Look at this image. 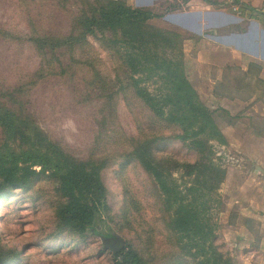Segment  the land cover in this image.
Returning a JSON list of instances; mask_svg holds the SVG:
<instances>
[{
    "label": "rangeland",
    "instance_id": "obj_1",
    "mask_svg": "<svg viewBox=\"0 0 264 264\" xmlns=\"http://www.w3.org/2000/svg\"><path fill=\"white\" fill-rule=\"evenodd\" d=\"M108 1L0 0V34L5 35H0V103L6 101L2 96L14 98L19 107L15 110L33 125L34 134L55 146L48 148L45 142L36 145L35 141L29 145L11 141L5 144L0 127V247L15 251L16 261L10 264H114L117 256L129 249L146 264H198L180 254L175 237L165 227L167 214L156 182L133 160L131 152L136 142L152 141L155 157L178 162L176 168L165 167L174 168L170 169L171 176L182 191L194 181V175L182 172V164H194L199 155L182 143L172 128L148 139L140 136V130L150 126L149 112L139 99L120 90L128 84L129 73L120 70L117 48L108 42L119 39L121 34L97 33L86 37L87 45L82 48L74 44L46 50V46L28 40L34 32L61 38L75 22L77 13L92 14L97 7H106ZM116 1L133 8L139 5L138 0ZM161 10L159 7L155 13L162 17ZM167 17L163 18L166 26L160 25L161 29L173 28L172 18ZM160 21L153 18L149 24L160 28ZM231 75L234 80L240 79L236 71ZM141 79L139 88H145L152 96L164 90L156 77L147 79L143 74ZM98 80L106 83L105 90H97ZM232 93L234 90L228 92ZM110 94L113 95L108 98ZM236 94L246 95L240 90ZM204 96L200 95L205 101ZM212 110H218L217 114L227 120L218 108ZM33 146L48 150L53 162H86L98 169L106 209L94 217L84 232L79 231L76 221L72 227L59 225L57 208L65 203L60 191L62 170L57 172L52 167L46 172L19 156L27 148L33 151ZM213 146L212 159L223 171L239 161L216 142ZM221 185L211 196V200H219V204H212L210 212L216 224L214 246L230 264H236L219 237L224 197ZM117 238L124 241L119 253L103 247L102 240Z\"/></svg>",
    "mask_w": 264,
    "mask_h": 264
},
{
    "label": "trees",
    "instance_id": "obj_2",
    "mask_svg": "<svg viewBox=\"0 0 264 264\" xmlns=\"http://www.w3.org/2000/svg\"><path fill=\"white\" fill-rule=\"evenodd\" d=\"M17 1L24 3V0ZM155 17L160 16L150 10L133 8L126 3L109 0L106 7H97L92 14L82 13L78 16L77 13L75 22L70 24L68 32L61 38L34 32V36L28 40L34 45L42 44L46 46V50H51L69 48L74 44L82 48L87 45L85 38L97 33L104 35L111 31L121 34L119 39H109L108 42L115 44L117 48L115 52L121 65L120 70L129 73L128 84L125 83L120 90L123 94L129 93L139 99L142 107L149 112L150 126L148 129L142 128L140 136L148 139L147 137H154L165 128H172L179 133L176 137L199 155V160L194 164H182L184 174L194 175V181L187 185L185 191L180 190L178 182L170 172V169L179 165L178 162L155 157L152 141L136 142L131 152L133 160L138 161L155 180L161 193V206L167 214L165 227L175 237L174 242L180 254L183 257H191L198 261V264H230L229 260L216 251V224L210 217L212 204H219V200H211V196L225 177V171L217 167L212 159L213 142L224 144V138L216 123V117L221 116L200 101L187 79L182 51L184 36L173 30L151 26L149 22ZM143 74L147 79L156 77L161 80L164 90L160 88L158 95L152 96L145 88H139ZM105 84L98 80L97 90H105ZM113 94L107 95L108 98ZM1 99H6L5 103H0V127L5 144L11 141L29 145L35 141L36 145L45 142L48 148L55 149L46 138L34 134L36 129L33 125L22 117L21 112L15 110V107H19L14 98L5 95ZM33 149L32 151L27 148L19 156L25 157L27 162L41 167L46 172L52 167L57 172L62 170V174H59L60 191L65 197V203L57 208L59 225L62 228L72 227V223L76 221L79 231L84 232L86 227L92 225L94 217L106 209L98 169L86 162H53L48 150L42 151L40 146ZM2 165L3 163L0 164V174L3 172ZM166 165L175 166L166 168ZM15 261V251L1 246L0 264ZM114 264L146 263L133 249H129L121 252Z\"/></svg>",
    "mask_w": 264,
    "mask_h": 264
},
{
    "label": "crops",
    "instance_id": "obj_3",
    "mask_svg": "<svg viewBox=\"0 0 264 264\" xmlns=\"http://www.w3.org/2000/svg\"><path fill=\"white\" fill-rule=\"evenodd\" d=\"M138 2L155 15L162 8L159 27L172 18L170 30L185 38L188 81L207 108L226 113L216 121L219 146L239 161L225 169L219 237L236 264H264V0Z\"/></svg>",
    "mask_w": 264,
    "mask_h": 264
},
{
    "label": "water",
    "instance_id": "obj_4",
    "mask_svg": "<svg viewBox=\"0 0 264 264\" xmlns=\"http://www.w3.org/2000/svg\"><path fill=\"white\" fill-rule=\"evenodd\" d=\"M102 244L106 250H110L113 254L119 253L124 247L122 238H117L116 240H102Z\"/></svg>",
    "mask_w": 264,
    "mask_h": 264
}]
</instances>
